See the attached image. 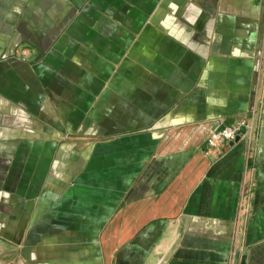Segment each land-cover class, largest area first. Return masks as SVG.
Instances as JSON below:
<instances>
[{
    "label": "crops",
    "instance_id": "0c3cea01",
    "mask_svg": "<svg viewBox=\"0 0 264 264\" xmlns=\"http://www.w3.org/2000/svg\"><path fill=\"white\" fill-rule=\"evenodd\" d=\"M0 264H264V0H0Z\"/></svg>",
    "mask_w": 264,
    "mask_h": 264
},
{
    "label": "built area",
    "instance_id": "2783aa9c",
    "mask_svg": "<svg viewBox=\"0 0 264 264\" xmlns=\"http://www.w3.org/2000/svg\"><path fill=\"white\" fill-rule=\"evenodd\" d=\"M254 119L255 112H252L232 126H217L206 139L209 153L216 154L219 149L234 142L237 138L251 139L254 132Z\"/></svg>",
    "mask_w": 264,
    "mask_h": 264
},
{
    "label": "water",
    "instance_id": "95a60500",
    "mask_svg": "<svg viewBox=\"0 0 264 264\" xmlns=\"http://www.w3.org/2000/svg\"><path fill=\"white\" fill-rule=\"evenodd\" d=\"M240 140V138H237L234 142H232L231 144L237 143Z\"/></svg>",
    "mask_w": 264,
    "mask_h": 264
}]
</instances>
